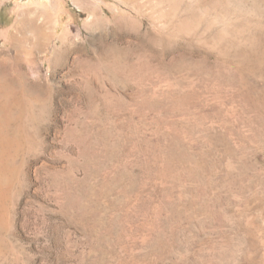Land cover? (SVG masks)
I'll return each mask as SVG.
<instances>
[{
	"label": "rangeland",
	"instance_id": "1",
	"mask_svg": "<svg viewBox=\"0 0 264 264\" xmlns=\"http://www.w3.org/2000/svg\"><path fill=\"white\" fill-rule=\"evenodd\" d=\"M0 32V264H264V0H0Z\"/></svg>",
	"mask_w": 264,
	"mask_h": 264
},
{
	"label": "bare ground",
	"instance_id": "2",
	"mask_svg": "<svg viewBox=\"0 0 264 264\" xmlns=\"http://www.w3.org/2000/svg\"><path fill=\"white\" fill-rule=\"evenodd\" d=\"M3 35L4 33L0 32V36ZM6 76H7V58L5 57V54L3 52H0V78Z\"/></svg>",
	"mask_w": 264,
	"mask_h": 264
}]
</instances>
